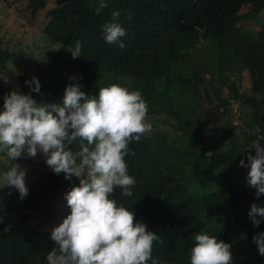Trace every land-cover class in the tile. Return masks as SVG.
I'll return each mask as SVG.
<instances>
[{"label": "trees", "instance_id": "1", "mask_svg": "<svg viewBox=\"0 0 264 264\" xmlns=\"http://www.w3.org/2000/svg\"><path fill=\"white\" fill-rule=\"evenodd\" d=\"M49 2L26 0L33 15L46 9L42 35L49 48L45 63H25L18 90L37 103L57 104L74 82L88 96L112 83L141 92L152 131L131 142L135 155L125 157L136 180L133 196L123 198L116 189L115 198L160 235L153 258L190 264L194 234L204 231L232 245L234 264H264L252 239L264 231V220L254 227L248 215L253 203L264 207V194L256 197L249 168L240 164L243 159L247 165L248 152L255 154L252 141L264 137V15L254 31L244 24L264 14V0H104L99 14L101 0H56L47 7ZM109 22L125 29L124 47L103 38ZM76 41L82 56L73 58L66 49ZM16 54L0 38V74ZM33 76L39 93L25 84ZM10 91L0 84V111ZM191 115L209 127V135L187 126ZM68 147L79 151V138ZM43 157H21L30 167L26 198L14 187L0 189V264H47L51 232L70 213L65 194L79 178L54 173ZM0 164V172L10 166Z\"/></svg>", "mask_w": 264, "mask_h": 264}, {"label": "clouds", "instance_id": "2", "mask_svg": "<svg viewBox=\"0 0 264 264\" xmlns=\"http://www.w3.org/2000/svg\"><path fill=\"white\" fill-rule=\"evenodd\" d=\"M105 7L107 4L101 0L96 13ZM119 15L114 12L112 19ZM103 29L107 43L119 42L124 47L120 38L126 31L119 23H106ZM66 50L73 58L82 56L80 41ZM76 79L69 76L70 81ZM25 84L32 92H40L37 77L25 80ZM81 88L79 82L69 83L62 104L37 103L18 88L3 97L0 152L10 166L0 172V189L14 187L21 200L26 198V169L13 161L25 153L31 158L42 153L54 173H63L69 180L72 176L79 178V184L65 194L70 213L51 232L54 244L47 253V264H159L152 252L154 242H162L160 235L148 230L133 210L115 198L116 189L123 198L133 196L136 180L129 174L125 157L131 152V142H139L152 131V124L147 122L148 104L139 90L118 83L101 87L94 96ZM77 138L80 150L73 152L68 145ZM262 139L252 141L249 149L254 148L255 154L248 152L247 165L240 160L249 168L247 182L256 189L257 198L264 194ZM248 215L253 226L259 227L264 207L253 203ZM10 230L11 225L3 229L5 233ZM252 239L264 257V231L255 233ZM231 247L215 235L198 232L190 249V264H234Z\"/></svg>", "mask_w": 264, "mask_h": 264}, {"label": "rangeland", "instance_id": "3", "mask_svg": "<svg viewBox=\"0 0 264 264\" xmlns=\"http://www.w3.org/2000/svg\"><path fill=\"white\" fill-rule=\"evenodd\" d=\"M56 0H50L47 7H53ZM26 0H0V38L3 47L15 51L16 61L9 64L7 70L0 74V84L15 90L19 88V76L22 73L25 63L29 60L46 62L47 42L42 35V29L45 25V10H41L37 15H33L26 11ZM257 19H252L244 22L250 31L256 30L262 15ZM52 48V47H51ZM41 52V53H40ZM38 54V55H36ZM36 55V56H34ZM42 59V60H37ZM214 63V60L211 59ZM37 64L31 65L28 74L32 76L36 72ZM207 74V72H205ZM247 79L244 81V87H247ZM125 86V85H122ZM126 87V86H125ZM205 115L202 121H204ZM206 120V119H205ZM185 123L186 121L183 120ZM208 121V119L206 120ZM191 123V124H190ZM187 126L198 129L201 133L209 135V127L197 121V117L191 115L187 121ZM45 159V157H43ZM0 160L10 165V161L0 156ZM38 160L36 159L35 162ZM46 161V160H45ZM13 163H18L21 167L30 170L29 165L22 158H19ZM1 170V164H0ZM74 181V179H72Z\"/></svg>", "mask_w": 264, "mask_h": 264}]
</instances>
